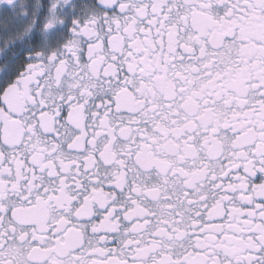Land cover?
<instances>
[{
  "label": "snow or ice",
  "instance_id": "obj_1",
  "mask_svg": "<svg viewBox=\"0 0 264 264\" xmlns=\"http://www.w3.org/2000/svg\"><path fill=\"white\" fill-rule=\"evenodd\" d=\"M0 264H264V0H0Z\"/></svg>",
  "mask_w": 264,
  "mask_h": 264
}]
</instances>
